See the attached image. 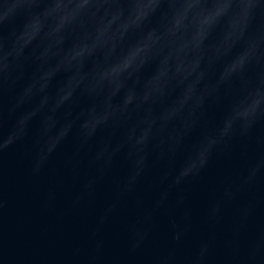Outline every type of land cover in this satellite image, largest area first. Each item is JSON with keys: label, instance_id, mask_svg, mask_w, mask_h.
Instances as JSON below:
<instances>
[{"label": "clouds", "instance_id": "obj_1", "mask_svg": "<svg viewBox=\"0 0 264 264\" xmlns=\"http://www.w3.org/2000/svg\"><path fill=\"white\" fill-rule=\"evenodd\" d=\"M70 139L64 167L83 178L71 206L112 184L83 264H264V0H0V179L14 146L38 176ZM237 150L204 209L209 233L183 252L187 186ZM125 203L127 256L106 260L101 230Z\"/></svg>", "mask_w": 264, "mask_h": 264}, {"label": "water", "instance_id": "obj_2", "mask_svg": "<svg viewBox=\"0 0 264 264\" xmlns=\"http://www.w3.org/2000/svg\"><path fill=\"white\" fill-rule=\"evenodd\" d=\"M257 134H261L260 129ZM72 152L73 141L70 139L38 176L31 174L32 157L28 145H16L5 154L0 179V199L4 203L0 210V264H83L91 249L90 234L96 228L103 205L111 197L112 184L111 178L106 179L98 185L93 202L73 208L71 201L80 191L83 178L74 176L64 167L65 160ZM240 163L237 150L230 164L223 160L213 162L200 184L187 186L194 227L184 240L183 252L193 251L197 241L209 233L203 213L212 190L226 170H239ZM122 172L123 168L118 165L113 175ZM58 182L62 187H56ZM146 182L150 183L151 177ZM54 188L56 199L46 206L48 192ZM141 195L147 206L151 196L143 188ZM134 215L131 205L125 203L121 211L102 228L106 260L127 256L124 226ZM232 216L233 211L227 210L224 224L216 229L220 235L231 225ZM167 240L168 223L161 218L155 241L163 245ZM151 251L150 243L145 253Z\"/></svg>", "mask_w": 264, "mask_h": 264}]
</instances>
